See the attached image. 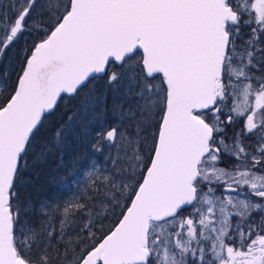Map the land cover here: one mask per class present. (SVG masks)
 I'll list each match as a JSON object with an SVG mask.
<instances>
[{"label": "snow or ice", "instance_id": "snow-or-ice-1", "mask_svg": "<svg viewBox=\"0 0 264 264\" xmlns=\"http://www.w3.org/2000/svg\"><path fill=\"white\" fill-rule=\"evenodd\" d=\"M61 105L88 179L33 201ZM0 264H264V0H8Z\"/></svg>", "mask_w": 264, "mask_h": 264}, {"label": "trees", "instance_id": "trees-1", "mask_svg": "<svg viewBox=\"0 0 264 264\" xmlns=\"http://www.w3.org/2000/svg\"><path fill=\"white\" fill-rule=\"evenodd\" d=\"M63 111L64 108L61 105L60 112L50 118L49 124L44 129V136L49 142L46 156L39 161H29L30 187L28 191L33 201L53 198L57 193L64 192V180H69L72 176L73 172L69 174L67 166L80 151V145L79 138L75 135L67 138L66 146H61V141L56 138V128ZM88 158L87 155L85 161Z\"/></svg>", "mask_w": 264, "mask_h": 264}, {"label": "rangeland", "instance_id": "rangeland-1", "mask_svg": "<svg viewBox=\"0 0 264 264\" xmlns=\"http://www.w3.org/2000/svg\"><path fill=\"white\" fill-rule=\"evenodd\" d=\"M7 3L8 0H0V10H4V6ZM69 115H71V112ZM88 156L89 158L86 162H88L89 164L96 163L99 165H103L105 163L104 153H89ZM81 171L84 170L82 169ZM71 178L69 180H64L63 183V187H65L64 192L57 193L56 195L53 196V198H58V199L70 198L73 195V193L77 191L79 185L84 184L88 179L86 174L80 175L78 172H73Z\"/></svg>", "mask_w": 264, "mask_h": 264}]
</instances>
